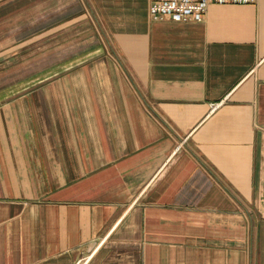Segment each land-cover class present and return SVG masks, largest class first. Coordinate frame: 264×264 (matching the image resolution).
<instances>
[{
  "label": "crops",
  "instance_id": "crops-1",
  "mask_svg": "<svg viewBox=\"0 0 264 264\" xmlns=\"http://www.w3.org/2000/svg\"><path fill=\"white\" fill-rule=\"evenodd\" d=\"M0 0V264H264V0Z\"/></svg>",
  "mask_w": 264,
  "mask_h": 264
},
{
  "label": "built area",
  "instance_id": "built-area-1",
  "mask_svg": "<svg viewBox=\"0 0 264 264\" xmlns=\"http://www.w3.org/2000/svg\"><path fill=\"white\" fill-rule=\"evenodd\" d=\"M258 0H151L149 14L153 20L200 21L210 4L254 3Z\"/></svg>",
  "mask_w": 264,
  "mask_h": 264
}]
</instances>
